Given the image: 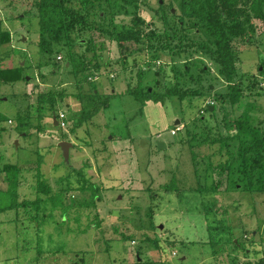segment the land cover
Wrapping results in <instances>:
<instances>
[{
    "label": "rangeland",
    "instance_id": "374dc122",
    "mask_svg": "<svg viewBox=\"0 0 264 264\" xmlns=\"http://www.w3.org/2000/svg\"><path fill=\"white\" fill-rule=\"evenodd\" d=\"M181 2L140 0L128 11L109 0L76 4L84 11L87 6L89 21L101 23L105 29L129 27L141 18L147 33L156 30L164 35L160 4L172 7L178 21L185 17ZM4 9L0 3L10 39L0 42V69L21 66L22 77L27 79L0 86V169L8 163L19 168L18 200L26 205L1 215L0 264H179L181 258L184 264L206 260L264 264V193L237 188L211 191L220 172L207 169L209 160L214 165L222 162L226 149L218 143L200 147L211 154L197 175L186 138L187 130L212 133L218 126L227 135V111L232 110L236 117L243 112L240 104L232 107L216 99L218 93L227 91V84L208 58L196 49L181 57L179 52L173 55L169 50L146 48L123 63L112 34L100 27L79 26L74 33L81 40L76 52L82 63L92 59L100 66L90 68L85 78L72 72L68 60L74 50L68 44L54 45L52 53L41 49L40 18L26 12L28 7L18 6V18L7 16ZM257 38L258 34L250 42L236 41L240 50L237 66L243 100L254 106L251 121L264 126V45L260 43L263 38ZM88 41L94 42L91 49ZM128 46L126 53L135 48ZM176 72L184 84L199 88L204 95L142 103L129 92L139 84L156 85L164 92ZM156 75L160 80L155 84ZM255 78L260 85L254 83ZM65 104L70 109L65 108L67 126L61 127L55 125L54 117L64 111ZM211 104L213 110L207 111ZM209 112L214 113L207 124L200 118H208ZM80 117L82 123L73 131L72 124ZM63 140L73 143L69 161L60 146ZM160 141L166 145L160 148ZM81 169L84 181L78 175ZM69 181L73 186L67 189ZM46 185L59 199L64 194L70 210L63 217L57 209L42 230L37 219L42 220L43 215L35 219L37 208L32 202L39 195L47 196ZM9 186L7 172L0 171V190ZM209 212L208 224L231 227L234 234L214 231L217 242L213 247L218 253L212 257L203 253L209 247L204 217ZM42 236L43 248L39 247ZM50 245L63 249L54 253Z\"/></svg>",
    "mask_w": 264,
    "mask_h": 264
},
{
    "label": "trees",
    "instance_id": "16d2710c",
    "mask_svg": "<svg viewBox=\"0 0 264 264\" xmlns=\"http://www.w3.org/2000/svg\"><path fill=\"white\" fill-rule=\"evenodd\" d=\"M77 1L80 2V0H0V3L1 6H4L7 16L13 18L21 16L20 13H17L18 6L28 7V9H25L26 12L33 13L32 15H37L40 18L41 38L39 45L41 49L52 53L54 45L68 44L71 50H74V52L71 51L68 60L73 66L72 72L76 75L83 74L85 78L88 76V74L86 75L87 71L98 69L100 66L92 59H89L87 64L82 63V56L76 52L77 45L81 44V40L74 37V33L79 29V26L83 29L100 27L105 32L112 34L122 53L121 60L123 63H126L131 55L142 52L146 48L155 52L169 50L173 55L179 52L181 57H183V54L187 55L191 49H196L201 57L208 58L217 67L219 75L227 84V91L224 94L218 93L216 99L222 103L229 102L232 107L240 104L243 112L236 117L232 110L227 111L224 117L227 135L223 134L219 126L212 133L204 131L197 133L187 130L186 138H188V144H190L195 171L197 175H200L205 158L211 154L203 152L200 147H212L217 143L222 144L226 149V159L217 165L209 160L210 167L207 166V169L217 168L220 172L219 180L212 186L211 191L217 192L237 188L245 192L264 193V126L262 123L256 124L251 121V111L254 106L250 101L243 100L244 91L237 66L240 59V50L236 45L237 40L244 43L250 42L257 34L264 39V0H182L185 17L178 21L175 20L172 7L168 8L166 4L161 3L158 12L162 21L161 27L165 30L164 35H159L156 30L147 33L146 28L142 25L141 18L135 19V23L129 27L116 28V30L105 29L101 23L90 22L87 18L90 10L87 6L85 11L84 8L78 7ZM139 3L140 0H109V4H114L120 9H126V11L130 7L138 6ZM26 12H23L24 15H26ZM99 18H103L101 13H99ZM259 29L261 30L259 31ZM9 39L10 32L4 27V18L0 12V42L4 43ZM259 39L257 38V40ZM263 39L259 41L264 45ZM93 43L88 41L87 46L89 49L93 47ZM129 44L135 45V48L126 53ZM144 44L147 46L144 47ZM154 56L157 57L156 54ZM154 59L156 61L160 58ZM149 68L151 69V67ZM21 70V66H17L13 70L0 69V86L13 80L27 79V76L22 77ZM203 71L206 72L207 69L203 67ZM154 73L159 74L160 70H154ZM156 76L155 84L158 79L160 80V76ZM194 80L195 83H198L196 79ZM254 80L255 84L260 85V80L258 82L257 78ZM155 86L139 84L136 88H129V92L139 98L142 103H146L148 100L165 103L173 97L185 100L187 98H200L204 95L199 88H192L188 84H184L178 72L175 73L172 82L165 85L166 91L162 92ZM51 102L54 110L55 99H52ZM105 102L103 104H106ZM211 105L207 107V111L213 110ZM69 106V104H65L64 110ZM96 110H99V107ZM209 113L208 118H205L204 115L200 118L207 124L210 123L214 112ZM58 114L57 112L56 117ZM82 120L83 118L80 117L76 122H73V131L81 125ZM58 125L60 126L59 122ZM2 170L7 172L10 186L6 191L0 190V224L3 213L26 205L25 202L20 203L18 200L19 168L8 163L0 169V171ZM78 175L82 181L85 180L83 179L85 177L83 169L79 171ZM39 176L43 179L41 172ZM67 179L69 178H65V180ZM65 186L67 189L71 188L73 183L69 181V184ZM45 187L46 190L44 191H46L47 196L42 197L39 195L37 201L32 202L37 208L35 219L41 214L43 215L42 220L37 219L42 230L44 225L47 224L45 223L46 219L54 217L56 211L59 210L62 216L66 217L70 210L64 203V194H59L61 198L59 199L58 195L52 193L47 185ZM3 196H7V198L4 199ZM204 217L210 235L205 243L209 247L203 253L206 257H212L218 253V250L213 247L217 242L214 231L222 229L231 237L234 234L231 227L208 224V218L212 217L211 212L205 214ZM63 222L66 225V222ZM39 240V247L43 248V236L39 237ZM239 243L241 242H238L237 245ZM49 247L54 253L60 252L59 249H63L59 246L51 248L50 245ZM167 263L170 264L169 261ZM184 263L185 259L181 258L179 264ZM203 264L217 263L213 260H206L203 261Z\"/></svg>",
    "mask_w": 264,
    "mask_h": 264
},
{
    "label": "water",
    "instance_id": "95a60500",
    "mask_svg": "<svg viewBox=\"0 0 264 264\" xmlns=\"http://www.w3.org/2000/svg\"><path fill=\"white\" fill-rule=\"evenodd\" d=\"M213 105H211V109H213ZM67 109L69 107H66ZM54 121H55V125H58V121H57V117L55 116L54 117ZM180 120H177V122H179ZM73 145V143L71 141H68V140H63L60 142V146L63 150V153H64V158L66 161H69L70 160V155H71V152H70V149H71V146ZM166 144L162 141L159 142V147H163L165 146ZM162 227V225H161Z\"/></svg>",
    "mask_w": 264,
    "mask_h": 264
},
{
    "label": "built area",
    "instance_id": "2783aa9c",
    "mask_svg": "<svg viewBox=\"0 0 264 264\" xmlns=\"http://www.w3.org/2000/svg\"><path fill=\"white\" fill-rule=\"evenodd\" d=\"M59 58H61V56H59ZM157 62H161L160 60H158ZM99 76H97L96 79H98ZM58 122L60 124L61 127H66L67 126V113L66 111H60L59 114H58ZM173 133H176V130H173ZM175 255L177 254V252H174Z\"/></svg>",
    "mask_w": 264,
    "mask_h": 264
},
{
    "label": "crops",
    "instance_id": "0c3cea01",
    "mask_svg": "<svg viewBox=\"0 0 264 264\" xmlns=\"http://www.w3.org/2000/svg\"><path fill=\"white\" fill-rule=\"evenodd\" d=\"M69 109H70V106H69Z\"/></svg>",
    "mask_w": 264,
    "mask_h": 264
}]
</instances>
